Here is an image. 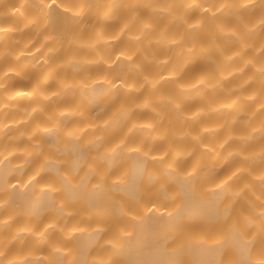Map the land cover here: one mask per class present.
Listing matches in <instances>:
<instances>
[{"label":"clouds","instance_id":"obj_1","mask_svg":"<svg viewBox=\"0 0 264 264\" xmlns=\"http://www.w3.org/2000/svg\"><path fill=\"white\" fill-rule=\"evenodd\" d=\"M54 4L67 14L63 28L52 22ZM93 66L102 71L76 76ZM96 87L110 112L86 103ZM53 129L223 192L254 229L244 235L245 264H264V0H0V165L19 158L14 166L27 167ZM43 170L18 183L27 187ZM14 187L0 186V264H51L89 230L72 220L91 215L83 202L58 203L46 220L13 204ZM146 214L144 205L123 212L137 221ZM168 217L179 231L175 208ZM114 258L97 254L88 264Z\"/></svg>","mask_w":264,"mask_h":264},{"label":"bare ground","instance_id":"obj_2","mask_svg":"<svg viewBox=\"0 0 264 264\" xmlns=\"http://www.w3.org/2000/svg\"><path fill=\"white\" fill-rule=\"evenodd\" d=\"M51 16L58 28L68 24L67 14L55 4ZM116 27L109 26V30ZM97 71L102 67L87 68L76 76L83 79ZM68 75L72 76L71 70ZM89 102L105 112L114 107L107 103L100 87L90 90ZM44 140L41 154L24 169L14 166L19 158L0 165V186L16 184L13 204L45 212L47 220L51 215L48 210L58 203L83 202L91 215L82 220L72 217L73 221L79 220L89 230L108 225L104 231L77 233L69 250L56 253L51 264H88L91 256L113 253V264H245L244 235L254 229H244L236 213L227 207L223 192L205 187L206 182L196 178L161 173L152 162L139 157L118 160L105 151L104 144L70 139L60 130L49 131ZM41 165L44 170L32 184L22 187L18 183H26ZM155 189H159L158 194H154ZM141 205L147 207L143 221L123 215L125 209L134 212ZM173 208L176 217L184 219L177 232L168 229V213ZM244 208L249 211L247 205ZM190 215L204 216L211 222L189 223ZM24 220V216H17L15 223ZM109 240L119 247L106 243ZM254 250H261L259 239Z\"/></svg>","mask_w":264,"mask_h":264}]
</instances>
